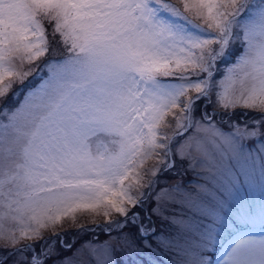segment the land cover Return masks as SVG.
Listing matches in <instances>:
<instances>
[{
	"label": "snow or ice",
	"instance_id": "6c2138e0",
	"mask_svg": "<svg viewBox=\"0 0 264 264\" xmlns=\"http://www.w3.org/2000/svg\"><path fill=\"white\" fill-rule=\"evenodd\" d=\"M0 100V264H47L52 242L73 247L55 229L85 215L93 227L79 233L95 236L103 217L99 230L134 254L211 264L203 253L233 213L260 231L234 237L216 264H264V192L258 213L237 206L229 174L241 141H264V0H0ZM259 159L264 188V143ZM177 163L203 182L156 191ZM196 212L206 223L193 237ZM78 252V264H112L109 241Z\"/></svg>",
	"mask_w": 264,
	"mask_h": 264
},
{
	"label": "rangeland",
	"instance_id": "374dc122",
	"mask_svg": "<svg viewBox=\"0 0 264 264\" xmlns=\"http://www.w3.org/2000/svg\"><path fill=\"white\" fill-rule=\"evenodd\" d=\"M172 3H175L176 0H171ZM61 55V50H57L48 57L51 59L53 56L59 58ZM234 62V58L232 60ZM227 66L226 63H221L220 68L221 72L217 75V79H221L223 76V69ZM46 76V70L36 73L34 77H29V81L32 86H36L41 82V77ZM21 88V85L17 83L14 86L13 91ZM24 92L28 89L25 87ZM18 99L22 100L23 95L18 94ZM215 99V97H213ZM8 104L12 103V96L9 95ZM5 102L0 100V107H3ZM231 111V110H230ZM245 110L242 108L236 109V116L232 117L233 121L239 120L241 122V126L246 122L241 118V113ZM217 124L220 127L222 132H229L231 130L232 125L229 123V118L225 116L223 119L217 115ZM243 143V151L236 156V158L231 160L230 164V175L236 176L239 175V181L237 182L236 190L231 191L230 200L232 203L239 206L243 203L245 206L248 204H252L256 207L257 213L259 212V204L262 197V192H264V188L261 186L260 181V159L259 152L262 143L259 137L250 138L248 140L241 141ZM153 161H149L146 165L147 168H151ZM228 175V174H226ZM203 182V178L197 175V171H193L187 168L186 164L177 163L176 168L173 171L167 173V175H161L159 179V184L156 186L155 190L159 191L160 188L171 186L174 184L181 185L184 189H194L197 185ZM221 184L227 186V180L222 176L220 178ZM217 188H220V191H224L223 188L220 187V184L216 185ZM228 195V192L224 193ZM218 198V196H217ZM212 200V197H208L203 203L202 207H207L209 201ZM188 220L193 228V237L197 236L198 233L195 232V228L202 224L206 223L204 221L199 212L195 214H187ZM104 218H97V230L95 232V236L91 233H79L76 231L78 227L81 225L87 227H93L91 220L88 216H82L79 220L78 224H73L70 221H67L63 224L62 227H57L55 231L57 232H67V236L64 239L67 240L69 244H72L73 247L71 249H66L55 242H52V247L54 251L51 254V257L47 260V264H78L79 252L78 249L81 248L82 244H85L89 241L94 243L103 244L105 241H109L112 245L113 252L111 255L112 264H172L169 255L164 252L156 251L155 254L149 253L147 250L141 252L140 249H136V252L139 255L134 254V252L128 248L127 246H123L120 241L116 240V236L118 230L114 229L112 236H108L102 233L99 228L103 227ZM158 232H163L165 235H168L173 230L166 223H162L161 220H155ZM260 222L257 218L255 222L248 221L245 223L244 220L240 219L235 213L232 214V220L228 221L227 226L221 228L218 231V235L216 241L212 244L210 248H208L203 255H205L209 260L212 257V254H219V249L223 246L227 247L226 244L228 240L233 239L236 236H239L245 232H248L249 228H260ZM249 229V230H248ZM125 232H130L133 236L136 235L134 229H126ZM52 235V231H45L44 236L48 237ZM123 235V234H120ZM37 243L36 241H21V244H30ZM137 243H139V239L137 238Z\"/></svg>",
	"mask_w": 264,
	"mask_h": 264
}]
</instances>
